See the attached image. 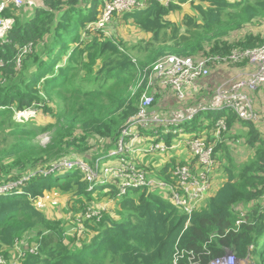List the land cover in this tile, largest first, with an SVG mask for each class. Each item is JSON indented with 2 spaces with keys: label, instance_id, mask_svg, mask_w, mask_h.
<instances>
[{
  "label": "trees",
  "instance_id": "16d2710c",
  "mask_svg": "<svg viewBox=\"0 0 264 264\" xmlns=\"http://www.w3.org/2000/svg\"><path fill=\"white\" fill-rule=\"evenodd\" d=\"M108 1L41 0L30 14H16L11 6L0 11L7 22L0 36V131L7 127L4 139L11 138L0 149V186L14 184L0 194V253L8 257L25 232L38 229L36 251L24 249L21 264H208L227 251L236 259L264 264V206L260 203L264 134L231 110L199 111L181 124L183 133L205 138L213 146L214 173L220 167L225 178L191 214L169 196L146 187L130 188L118 196L110 181L89 190L77 169L45 173L64 155L77 154L89 161L100 150L115 147L120 131L138 111L159 57H224L234 50L264 45V37L251 32L229 39L231 33L264 18V0H142L141 5L112 13L150 34L134 44L96 26ZM183 3L190 11L180 21L167 18L181 10ZM130 51L141 57L133 58ZM33 108L54 117L40 129L50 132L45 146L34 142L36 131L12 122L15 114ZM220 117H225L227 129L217 138L213 132ZM238 130H243L245 144L253 149L240 165L233 162L225 144L238 137ZM139 132L149 141L148 130L139 128ZM173 138L180 136L164 135L162 154L168 160L162 166L153 168L144 161L151 152L137 153V165L170 182L176 164L194 166L196 158L189 152L185 158L171 160L169 152L177 150L171 146L172 140L176 142ZM92 140L106 142L105 148H92ZM52 188L69 193L82 213L94 194L102 193L117 199L124 215L114 218L105 210L99 219L83 220V228L93 234L81 246L69 248L62 221L35 205ZM239 205L247 206L245 212L237 210Z\"/></svg>",
  "mask_w": 264,
  "mask_h": 264
},
{
  "label": "built area",
  "instance_id": "2783aa9c",
  "mask_svg": "<svg viewBox=\"0 0 264 264\" xmlns=\"http://www.w3.org/2000/svg\"><path fill=\"white\" fill-rule=\"evenodd\" d=\"M33 0H4L0 4V11L5 6H27ZM142 0H110L106 2L102 17L96 22L101 27L113 12H122L136 5H141ZM7 22L0 17V36L6 31ZM248 64L253 67L252 71L237 78L225 87L217 88L215 93L217 101H209L205 105H199L194 112L186 114L184 118L175 116L166 117L153 107L154 97L160 93L161 85L153 83L155 80H162L165 87H171L175 92L181 94L177 89L182 85L192 84L201 77H206L211 70V65ZM264 90V45L254 49L234 50L229 55L220 57H193L177 56L166 54L159 57L152 65L147 91L140 98L138 111L129 118L125 127L120 131L115 147L100 150L93 154L88 160L77 154L64 155L57 159L48 171H70L80 170L83 179L89 183V190L94 185L112 182L118 189V196L125 194L130 188H148L157 191L164 197L170 199L184 212L191 214L195 209L204 204L207 198V191L212 186L215 162L213 160V146L207 144L205 138H192L186 136L182 139L183 131H177L183 122L190 121L199 111H211L227 109L233 111L243 121L257 124L263 118V112L255 107L252 93ZM139 128L148 130L149 141H145L139 132ZM227 124L225 117L215 121L214 136L220 137V133L226 131ZM172 132L179 135L177 143L172 144L173 148L180 146L179 140L188 146L191 154L195 156L194 166L189 164H176L171 169L172 182L157 178L151 175L147 169L139 167L134 158L137 153L164 152V135ZM175 139V138H173ZM136 141V143H134ZM101 154V155H99ZM30 175L22 179H28ZM14 184L0 186V194L7 192ZM103 208H86L77 217L78 230L83 229L82 222L86 219H99ZM104 210V209H103ZM241 215L243 213L241 212ZM240 220L236 221L239 224ZM35 252L34 246L28 249ZM23 255V253H22ZM20 255V256H22ZM241 261L227 251L220 257L211 260L208 264H239ZM0 264H7L5 256L0 253ZM190 264H198L191 262Z\"/></svg>",
  "mask_w": 264,
  "mask_h": 264
},
{
  "label": "rangeland",
  "instance_id": "374dc122",
  "mask_svg": "<svg viewBox=\"0 0 264 264\" xmlns=\"http://www.w3.org/2000/svg\"><path fill=\"white\" fill-rule=\"evenodd\" d=\"M40 0H33L31 5L15 7L11 6V10L16 14H30L32 8L37 6ZM185 11H190L188 5H184L181 10L174 12L172 18L175 21H180L181 15ZM105 33L107 35H112L113 32L128 44H134L141 39H147L146 37L148 34L140 31L139 29L135 28V26L131 22H124L121 18L117 16H110L108 20L103 21L101 24ZM254 33L264 37V18H257L250 24H247L243 29L238 30L237 32H233L229 35L230 40H237L241 38L245 33ZM132 50V49H131ZM133 58L141 57V54L137 53L136 51H130ZM227 65L217 66L211 68L210 73L206 77H201L196 82L188 85H182L179 89H177L181 94L175 92L171 89V87H165L162 80L157 79L154 81L153 86L155 84L161 85L163 89H161L160 97L158 98L157 103H155V109H159L161 112H164L161 108L164 107L167 111H165L163 115L166 117H171L172 115L176 118H184L186 114L194 112L198 109L199 105H205L209 101H217L216 96V89L225 87L226 85L232 83L237 78L248 74L244 73L237 76L236 79L230 82L232 76L234 75V70H230ZM252 71V70H251ZM210 76V77H209ZM207 81V82H206ZM203 90H208L203 92ZM52 107L53 103H49ZM54 121V117L44 114L40 110L33 108L30 110H25L21 113L15 114V119L12 118V122L17 124L19 127H28L32 130L36 131L34 135V142L45 146L50 141V132L48 131H41L40 129ZM261 122V123H260ZM254 124V123H253ZM257 125L261 128V132L264 134V115L263 118L259 120ZM256 125V126H257ZM184 125H181L177 131L184 132ZM8 128L6 127L5 132L0 131V149L1 147L5 146L11 138L4 136ZM182 139L188 136L186 133H182ZM181 138V137H180ZM176 142L173 140V144L177 143L178 140L175 139ZM181 143V148H187L188 152H190L188 146L182 145L184 144L182 140H179ZM136 143V141L134 142ZM92 148L94 149H103L105 148L106 142L100 140H92L90 141ZM225 144L227 145L233 162L237 163L238 165L242 164L246 160H248L252 154L253 149H249L245 144V139L243 138L242 133L238 131V137L232 139H228ZM186 152L184 149L183 153ZM162 151H155L150 155L144 158V161L149 162L152 164L153 168H158L162 166L167 160L165 155L162 156ZM168 158V157H167ZM226 161V160H225ZM223 161V163H226ZM218 174H222L220 167ZM213 175H217L213 172ZM217 178V177H216ZM213 179V178H212ZM218 181H213V185L222 183L225 178L224 176L218 175ZM10 184V183H9ZM5 184H3L4 186ZM214 187V186H213ZM214 189V188H213ZM212 190L211 188L207 191L210 193ZM102 193L94 194L92 197V201L88 203L87 206L90 208H103L102 211L108 210L112 214L114 218H120L124 215V212L118 207L117 199H109L106 195H101ZM206 201V199L204 200ZM260 203L264 206V197ZM35 205L42 210L48 217L58 219L62 221V224L66 230L65 239L66 244L69 248H73L75 246H81L84 240H88L90 236L93 234L91 229L81 228V231L78 230V223L77 217L80 216L82 220V212L79 209V203H75L71 196L67 192L60 191L58 189L52 188L47 191L44 196L39 197ZM237 210L244 211L246 210L247 206H237ZM93 225V220L90 221ZM38 229H33L31 231L25 232L13 246L12 250H9L7 258V264H21L20 255H22L24 249L28 247L31 248L34 245V238L36 236V231ZM20 260V261H19ZM239 264H252L249 259L240 260Z\"/></svg>",
  "mask_w": 264,
  "mask_h": 264
},
{
  "label": "crops",
  "instance_id": "0c3cea01",
  "mask_svg": "<svg viewBox=\"0 0 264 264\" xmlns=\"http://www.w3.org/2000/svg\"><path fill=\"white\" fill-rule=\"evenodd\" d=\"M38 5H41V0H40V2L38 3ZM184 5H188L187 3H183L182 4V7L184 6ZM188 7H189V5H188ZM190 10V9H189ZM177 12V11H176ZM185 12H189V11H185ZM185 12H183V13H185ZM183 13H182V15H183ZM182 15H181V18H182ZM172 16H173V13H171V14H169L168 16H167V18H169V19H171V20H173V21H175L173 18H172ZM135 26V25H134ZM135 28H137L136 26H135ZM137 29H139V28H137ZM140 30V29H139ZM141 31V30H140ZM144 33H146V32H144ZM146 34H148V36L146 37L147 39L150 37V34L149 33H146ZM219 67L220 66H222V65H218ZM230 70L232 69V70H234V75L232 76V79L230 80V82L231 81H233L234 79H236L237 78V76H239V75H241V74H244V73H247V72H249V71H251L252 69H253V67L252 66H250V65H248V64H239V65H237V66H230V67H228ZM210 77V76H209ZM207 82V81H206ZM206 91H208V90H206ZM206 91L205 90H203V92H205L206 93ZM160 95L161 94H158V96L160 97ZM252 98H253V100H254V103H255V107L258 109V110H260L261 112H263V114H264V90H259V91H255V92H253L252 94ZM158 97V98H159ZM158 98H157V100H156V103H157V101H158ZM160 109V108H159ZM159 109H157L161 114H165L164 112L165 111H167L166 109H164V107L163 108H161V110L163 109V111L164 112H161ZM261 123V122H260ZM257 125V124H256ZM258 126V125H257ZM239 132H242L241 130H238ZM170 141H171V139H170ZM172 143H173V140H172ZM177 148V150H172V151H170L169 152V154L168 155H170V153L172 152V158H171V160H173V159H178V158H185V157H187V154H186V152H188V149L187 148H181V146H177L176 147ZM184 149L186 150V152H184L183 153V151H184ZM162 156H164V154H161ZM165 158H166V160L168 159L167 158V156L165 155ZM216 174V173H215ZM218 175H221V176H223L222 174H218L217 173V175H213V181L215 180V181H218L219 179H218ZM217 177V178H216ZM213 181H212V186H211V192L208 194V195H210V194H212L214 191H215V189H217L218 187H219V185L221 184V183H219V184H215V185H213ZM214 186V187H213ZM214 188V189H213Z\"/></svg>",
  "mask_w": 264,
  "mask_h": 264
},
{
  "label": "bare ground",
  "instance_id": "6f19581e",
  "mask_svg": "<svg viewBox=\"0 0 264 264\" xmlns=\"http://www.w3.org/2000/svg\"><path fill=\"white\" fill-rule=\"evenodd\" d=\"M223 110H227V109H222V110H211V111H207V112H219V111H223ZM243 121V120H242ZM248 122V121H247ZM256 125V124H255Z\"/></svg>",
  "mask_w": 264,
  "mask_h": 264
}]
</instances>
